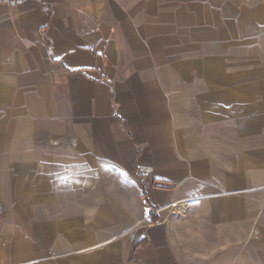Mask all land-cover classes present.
I'll return each instance as SVG.
<instances>
[{"label": "crops", "instance_id": "1", "mask_svg": "<svg viewBox=\"0 0 264 264\" xmlns=\"http://www.w3.org/2000/svg\"><path fill=\"white\" fill-rule=\"evenodd\" d=\"M244 3L0 5V264H264V0Z\"/></svg>", "mask_w": 264, "mask_h": 264}, {"label": "rangeland", "instance_id": "2", "mask_svg": "<svg viewBox=\"0 0 264 264\" xmlns=\"http://www.w3.org/2000/svg\"><path fill=\"white\" fill-rule=\"evenodd\" d=\"M238 2H240V4L242 5H245L247 3V1L246 3H244V0H238ZM238 9H241V7H239ZM257 65H258L257 63H253V70L257 68ZM259 70H264V66H260ZM260 90L262 91L261 93H260ZM262 93H263V86L261 89L259 87L256 88L255 86H253V96H252L253 97V107H256L257 109L256 111H259V114L260 113L263 114L262 122L264 123V95ZM258 118L261 119L260 116H258ZM260 134H263L264 136V127H259L257 128V130L253 132V136L260 135ZM93 145H97V144H93ZM251 145H252V152H251L252 167L260 168L261 164L264 165V141L259 142L253 139ZM96 149L98 148L96 147ZM104 171L106 172V174L103 175V178H102L103 182H106L108 184L121 182V177H120L121 173H120L119 166H116L113 163L109 162L108 164H106V169H104ZM95 181L100 182V180L96 178H95ZM255 251L256 249H254L253 254L255 253Z\"/></svg>", "mask_w": 264, "mask_h": 264}, {"label": "built area", "instance_id": "3", "mask_svg": "<svg viewBox=\"0 0 264 264\" xmlns=\"http://www.w3.org/2000/svg\"><path fill=\"white\" fill-rule=\"evenodd\" d=\"M25 0H0V5L17 7L24 3Z\"/></svg>", "mask_w": 264, "mask_h": 264}, {"label": "trees", "instance_id": "4", "mask_svg": "<svg viewBox=\"0 0 264 264\" xmlns=\"http://www.w3.org/2000/svg\"><path fill=\"white\" fill-rule=\"evenodd\" d=\"M144 197L146 198V194H144ZM146 202H147L148 205H150V202H149V200L147 198H146ZM152 222L153 223H156L157 220L155 218H153V221ZM145 242L147 243L146 240H145ZM143 243H144V241H140L138 247H141L143 245Z\"/></svg>", "mask_w": 264, "mask_h": 264}]
</instances>
